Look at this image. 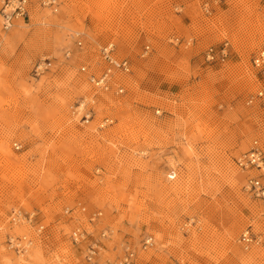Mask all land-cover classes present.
<instances>
[{"label": "rangeland", "instance_id": "rangeland-1", "mask_svg": "<svg viewBox=\"0 0 264 264\" xmlns=\"http://www.w3.org/2000/svg\"><path fill=\"white\" fill-rule=\"evenodd\" d=\"M32 2L29 21L0 25V264L117 263L124 245L134 264H264V199L244 190L264 171L235 165L254 140L264 150V106L248 102L264 89L252 64L264 0H59L55 13ZM108 43L131 73L105 92L88 74ZM224 46L223 63L205 59ZM15 208L45 226L24 256L6 244L28 232L9 224ZM76 227L88 234L77 245ZM248 230L260 239L245 250ZM91 242L102 250L88 263Z\"/></svg>", "mask_w": 264, "mask_h": 264}, {"label": "built area", "instance_id": "built-area-1", "mask_svg": "<svg viewBox=\"0 0 264 264\" xmlns=\"http://www.w3.org/2000/svg\"><path fill=\"white\" fill-rule=\"evenodd\" d=\"M38 6L42 9H49L52 12H57L60 2L59 0H36ZM32 0H1L0 5V25L3 32L10 31L16 21H29L30 13L32 7ZM74 42L77 47L82 46V36L81 34H73ZM148 47H146L147 49ZM226 46L220 50L209 47L205 51V59L208 62H220L223 63L227 57ZM100 61L104 68L98 76L94 74H88V81L98 90L110 91L111 81L114 75L117 73L127 74L131 73V64L127 59H118L114 53V46L112 43H108L101 47L99 50ZM64 57L69 59L70 51L66 50L64 52ZM253 67L257 72L264 77V49L259 51V53L252 60ZM47 65V64H46ZM80 72L87 73V67L81 66ZM42 66L38 65L34 73L39 75L42 72ZM124 89L121 86H117L115 89V94H122ZM258 101L264 106V89L260 88L254 95L249 99V103ZM93 113L88 110L87 113L83 114V122H88ZM109 123V119H104L103 124ZM15 149H20V146L15 144ZM235 165L242 171H264V150L260 146L257 140H254L249 147V149L241 154L235 159ZM244 190L251 194L252 196L264 199V182L261 180L260 176L248 175L245 179ZM70 210L67 209L65 212L68 213ZM81 211H85L84 208ZM100 212H93L90 214V222L96 221L100 217ZM9 224L11 226H25L28 228V232L23 235L10 234L6 238V244L10 250H12L18 256H24L29 253V251L35 245V239L42 236L45 232V226L42 224L36 211H23L19 208L12 209L9 214ZM109 231H102L101 238H107ZM87 232L81 228L76 227L70 232V240L73 244H81L86 241ZM259 237L255 236L249 230L245 231L240 237V243L243 245L245 250H248L253 244L259 243ZM153 245V238L147 236L142 242V248L145 250ZM102 250V244L100 242H91L87 244L85 250V260L88 263L95 262ZM123 255L117 263H107V264H134L136 253L134 249L130 248L128 245H124Z\"/></svg>", "mask_w": 264, "mask_h": 264}]
</instances>
